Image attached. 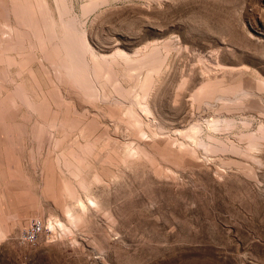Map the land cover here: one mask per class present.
Listing matches in <instances>:
<instances>
[{"label":"rangeland","instance_id":"374dc122","mask_svg":"<svg viewBox=\"0 0 264 264\" xmlns=\"http://www.w3.org/2000/svg\"><path fill=\"white\" fill-rule=\"evenodd\" d=\"M0 264H264V0H0Z\"/></svg>","mask_w":264,"mask_h":264},{"label":"built area","instance_id":"2783aa9c","mask_svg":"<svg viewBox=\"0 0 264 264\" xmlns=\"http://www.w3.org/2000/svg\"><path fill=\"white\" fill-rule=\"evenodd\" d=\"M43 225L41 221L34 222L31 227L24 233V238L28 242H35L42 232Z\"/></svg>","mask_w":264,"mask_h":264}]
</instances>
